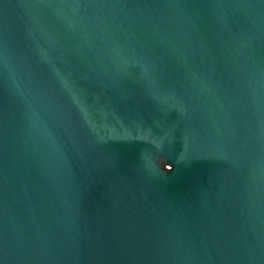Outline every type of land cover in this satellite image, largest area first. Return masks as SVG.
Returning a JSON list of instances; mask_svg holds the SVG:
<instances>
[{
	"label": "water",
	"instance_id": "obj_1",
	"mask_svg": "<svg viewBox=\"0 0 264 264\" xmlns=\"http://www.w3.org/2000/svg\"><path fill=\"white\" fill-rule=\"evenodd\" d=\"M0 264H264V0H0Z\"/></svg>",
	"mask_w": 264,
	"mask_h": 264
}]
</instances>
